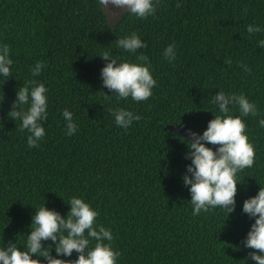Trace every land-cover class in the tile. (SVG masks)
<instances>
[{
    "label": "trees",
    "instance_id": "1",
    "mask_svg": "<svg viewBox=\"0 0 264 264\" xmlns=\"http://www.w3.org/2000/svg\"><path fill=\"white\" fill-rule=\"evenodd\" d=\"M252 23L264 26V0H183L180 7L161 0L154 16L126 13L113 28L98 0H0V42L14 60L13 77L0 78V244L23 246L35 208L45 203L64 215L75 195L111 228L118 264H244L242 239L252 221L242 202L264 187L258 117L244 118L256 159L238 174L235 210L228 215L221 209L192 215L181 179L190 163L188 138L167 126L202 132L218 114L210 102L217 90L244 93L264 117V48L256 43L264 32L249 35ZM132 31L147 43L138 51L149 56L157 80L143 102L118 99L100 78L104 51L135 61L116 48V39ZM169 43L177 48L172 63L162 55ZM37 60L44 68L35 79L48 88L49 107L41 122L46 135L29 148L27 133L7 112L16 89L33 79ZM115 107L140 118L122 129L111 115ZM65 108L78 124L72 136L64 134Z\"/></svg>",
    "mask_w": 264,
    "mask_h": 264
},
{
    "label": "clouds",
    "instance_id": "2",
    "mask_svg": "<svg viewBox=\"0 0 264 264\" xmlns=\"http://www.w3.org/2000/svg\"><path fill=\"white\" fill-rule=\"evenodd\" d=\"M182 2L176 0V7H180ZM160 3L161 0H98L103 7L126 8L129 14L141 20L154 16ZM246 31L254 35L264 32V26L248 24ZM256 43L257 47L264 48V38ZM116 48L129 56L134 54L135 61L122 59L109 51L98 55L106 62L100 69L102 86L121 100H148L157 80L152 74L149 56L138 51L147 48V43L132 31L116 39ZM162 55L172 63L177 57L175 43H169ZM224 63L230 65L232 60L226 58ZM13 64L9 45L0 42V78L8 80L13 77ZM240 67L245 72L251 71L246 64L241 63ZM43 68L44 63L39 60L30 67L33 79L16 89L7 112V117L14 122L18 120L20 130L27 133L29 148L38 147L46 135L41 122L48 117V88L44 82L35 79ZM210 102L218 114L213 115L202 132L186 130L191 138L186 140L185 159L190 163L185 165L181 179L190 193L193 216L212 209H221L227 215L235 210L237 184L241 182L238 174L245 168H251L256 159V145L248 137L244 118L258 117L257 124L264 129V117L260 116L257 104L244 93L217 90ZM237 111L239 114H234ZM61 115L66 122L64 134L74 135L78 124L73 113L65 108ZM111 115L114 123L125 130L140 118L122 107L113 108ZM67 205L64 215L46 207L45 203L35 208L24 245L16 242L0 244V264H118L121 252L113 246L115 237L111 228L97 222L98 210L83 197L75 195L68 199ZM241 211L252 221L242 239L243 248L248 250L242 260L244 264L249 260L252 264H264V187L260 185L255 195L243 200ZM47 241L51 243H45ZM73 252L76 253L75 259H65Z\"/></svg>",
    "mask_w": 264,
    "mask_h": 264
},
{
    "label": "water",
    "instance_id": "3",
    "mask_svg": "<svg viewBox=\"0 0 264 264\" xmlns=\"http://www.w3.org/2000/svg\"><path fill=\"white\" fill-rule=\"evenodd\" d=\"M102 7V11L106 17V20L109 24L110 27H115L120 20L122 19L123 15H125L127 12L126 8H116L114 6L108 5L107 7ZM167 128L171 131H174L182 136H184L185 138L190 139L191 137L189 136V133L182 129V128H178L176 126L173 125H168Z\"/></svg>",
    "mask_w": 264,
    "mask_h": 264
}]
</instances>
